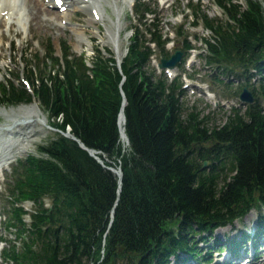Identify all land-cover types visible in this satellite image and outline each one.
I'll use <instances>...</instances> for the list:
<instances>
[{"label": "trees", "instance_id": "trees-1", "mask_svg": "<svg viewBox=\"0 0 264 264\" xmlns=\"http://www.w3.org/2000/svg\"><path fill=\"white\" fill-rule=\"evenodd\" d=\"M214 2L226 18L202 16L211 32L203 39L206 63L228 94L248 86L255 95L254 103L231 107L222 125L186 111L181 75L169 79L152 66V56L171 55L170 38L144 2L120 66L107 48L95 46L88 58L64 44L59 57L48 41L45 57L27 64L34 94L24 83L0 81V106L35 97L58 129L13 166L7 224L23 244L5 248L6 264H170L171 257L181 264L180 252L213 264L196 239L208 242L218 227L264 209V1ZM192 47L185 35L183 51ZM124 95L128 143L119 125ZM68 131L106 166L120 167L121 183Z\"/></svg>", "mask_w": 264, "mask_h": 264}, {"label": "rangeland", "instance_id": "rangeland-1", "mask_svg": "<svg viewBox=\"0 0 264 264\" xmlns=\"http://www.w3.org/2000/svg\"><path fill=\"white\" fill-rule=\"evenodd\" d=\"M17 1V8L22 9L24 7L23 0ZM239 1L245 3V0ZM139 2H144L145 5L155 12V15H150V17H157L160 21V29L169 35L171 41L168 48L171 54L181 49L185 35L190 37L192 44L195 46V49L190 52L186 60V71L180 72L184 81L183 86L188 85L184 88L183 95L186 111L195 110L200 113L201 117L204 115L209 116L210 126H213L222 125L227 120L232 106L244 107L239 98V93L228 94L223 90V83H220L215 78L216 70L206 63L203 55V53H206V48L202 39L210 37L211 32L205 28L202 16L207 14L210 18H226L222 9L215 4L214 0H131L127 3L123 0H118L119 6L123 8L120 32L115 24L118 17L115 13L113 0H103L105 8L104 18L97 20L94 24L88 23V19L91 18L88 11L80 7H70L65 16L67 20H63V23H60L63 16L42 14L40 16L41 24L31 21V23H26V28L19 31L18 26L10 28L2 25L0 26V33L3 32V41L0 42V81L21 86L22 75H30L28 73V65L38 63V60L35 61V55L38 54L40 59L45 57L43 55L46 52L48 41L51 42L53 49H55V55L58 56L62 55V45L64 44H69L71 50L78 54L85 52L89 57H92L94 47L97 45L111 50L116 56V42L113 39L116 38L120 41L122 59L127 52L132 26L139 23L138 15L135 12V7ZM52 10L58 11L55 8H52ZM47 17H51L53 20L47 22L44 19ZM74 27L83 29L85 34H78L73 29ZM140 27L145 29L142 25ZM179 27H182L183 36H179L177 33ZM184 57L185 53L182 54V58ZM156 63L158 62L155 59L153 65L156 66ZM176 72L177 69H174L173 74ZM157 73L160 74L158 70ZM190 76L192 78H189ZM224 80L226 82L228 78L224 77ZM256 83L258 82L256 81ZM231 84L234 89L238 87L239 81L233 79ZM206 90L208 93H206ZM35 105L38 111L32 108ZM14 120L31 121L32 123L29 124L28 128H25L26 130L22 129L18 134H11L7 132L6 128ZM49 123L48 114L38 102L22 104L17 107L0 106V127H4L0 131V238L5 240L4 243L0 244V264H6L4 261V246L6 249H11L13 245L20 248L23 244L22 239L18 237L17 228L10 227L7 224L11 212L5 208V205L8 204L5 197L8 193L9 181L13 175V166L18 159L36 153L37 145L50 138L55 129ZM15 130L13 129V131ZM206 168L207 170L210 169L208 163ZM24 205L27 210L34 208V204L31 202H25ZM260 214L264 215V211L260 213L257 210H253L252 214L249 213L243 219L215 229L212 237L207 233L202 234L201 236L208 235L209 240L206 242L204 239L201 240L202 238H197L200 249L205 253L209 250L211 251L210 254H212L214 259L213 264H231V253H227V245L230 244L234 237H239L242 233H250L252 235L253 230L258 226L257 219ZM27 222H29L28 217ZM263 235L264 231L260 234V238ZM216 240L223 242L226 240L227 242L220 246L227 249H224L221 253L216 251ZM245 244L243 243L242 248L239 249L241 255L234 264H242L244 260H242V253L244 252ZM263 244L264 238L260 240L259 251ZM209 246L212 248H208ZM226 253L230 255L228 260H225V257H227ZM248 253L251 255V249ZM184 254L186 253L181 252L179 258ZM260 254V257H257L255 261L257 264H264V252ZM176 260V257H171L170 264H176ZM191 263L199 264L194 260Z\"/></svg>", "mask_w": 264, "mask_h": 264}, {"label": "bare ground", "instance_id": "bare-ground-1", "mask_svg": "<svg viewBox=\"0 0 264 264\" xmlns=\"http://www.w3.org/2000/svg\"><path fill=\"white\" fill-rule=\"evenodd\" d=\"M123 1L127 3V2H130L131 0H123ZM17 2H18L17 0H0V26L6 25V26H9L10 28L13 26L14 27L18 26V31H19L23 28H26L25 26L26 23L28 22L31 23V21H36V24H41L42 20L40 16L42 14L63 16L62 19L60 20V23H63V20H67L65 19L66 18L65 16L68 13L70 7H74V8L80 7L88 11L91 15V18L88 19V23L90 24H94L97 20H102L104 18V13H105L103 0H64V4L67 5V10L63 13L60 11L52 10V8H55V9L58 8L56 7L55 0H51L48 2L46 0H23L24 7L22 9H17V5H18ZM113 5L115 8V13L117 14V17H118L115 24L117 25V29L120 32L123 8L119 6L118 0H113ZM44 19L47 20V22L53 20L51 17H47ZM73 29L78 34H81V35L85 34L83 29H78L75 27ZM113 39L116 42L115 44L116 56L117 58L121 59L122 54H121L120 46H119L120 41L116 38H113ZM2 41H3V32L0 33V42ZM124 106H123V109H124ZM32 108L33 109L35 108V110L38 111L36 105ZM123 118H124V111H122L120 115V122L122 125L124 124ZM43 120H46V119H43ZM31 123H32L31 121L14 120L12 121V123H10V126L7 127L6 130L7 132L11 134L13 133L18 134L21 132L22 129L28 128L29 124ZM3 128L4 127H0V131ZM13 129H16V130L13 131ZM115 169L118 174H121V170L119 168H115ZM229 257L230 255L227 254V257H225V260H228ZM239 263H241V261H239Z\"/></svg>", "mask_w": 264, "mask_h": 264}, {"label": "water", "instance_id": "water-1", "mask_svg": "<svg viewBox=\"0 0 264 264\" xmlns=\"http://www.w3.org/2000/svg\"><path fill=\"white\" fill-rule=\"evenodd\" d=\"M181 57H182V53L180 51H177L176 53L172 54L171 57L169 58H163L159 64V66L161 68H165V67H170V68H175L177 63L181 60ZM240 100L242 101V103L244 105H247V104H252L254 101H255V95L253 93V91L248 87V86H245L242 90V92L240 93ZM127 104V98L124 96V101H123V106ZM122 111H124V109L122 108L121 110V113ZM120 113V115H121ZM124 122L126 120L125 118V113H124ZM119 124H120V128H121V135H122V138L123 139H126V141H128V137H127V134L125 132V128L123 127V125L121 124L120 122V118H119ZM66 136L68 137H72L73 139L77 140L81 146L85 149H87L89 151V153L93 156H95L98 161H100L104 166H106L102 159L99 158L97 155H95V152L96 150H93L91 148H88L87 146H85L84 143H82L79 139H77L75 136H73L70 132H66L64 133ZM208 161H205L204 162V167L207 165ZM107 168L111 169L113 172H115L119 177H120V182H121V179H122V176H123V173H122V169L120 168L121 170V174H118L116 169L113 168V167H109V166H106ZM120 192V190H119Z\"/></svg>", "mask_w": 264, "mask_h": 264}]
</instances>
